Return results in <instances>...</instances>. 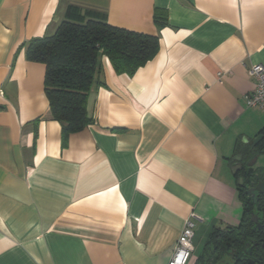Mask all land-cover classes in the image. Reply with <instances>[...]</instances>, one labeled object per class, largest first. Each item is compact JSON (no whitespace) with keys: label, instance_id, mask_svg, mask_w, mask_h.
I'll return each mask as SVG.
<instances>
[{"label":"crops","instance_id":"obj_1","mask_svg":"<svg viewBox=\"0 0 264 264\" xmlns=\"http://www.w3.org/2000/svg\"><path fill=\"white\" fill-rule=\"evenodd\" d=\"M69 15L160 45L132 74L102 56L92 122L64 136L27 48ZM256 63L264 0H0V264H168L193 213L187 264L210 262L211 232L243 214L233 159L253 161L264 129Z\"/></svg>","mask_w":264,"mask_h":264},{"label":"trees","instance_id":"obj_2","mask_svg":"<svg viewBox=\"0 0 264 264\" xmlns=\"http://www.w3.org/2000/svg\"><path fill=\"white\" fill-rule=\"evenodd\" d=\"M71 15L54 33L32 38L27 48L29 61L45 65V93L52 116L61 123L64 136L78 132L92 122L87 109L88 98L91 90L103 83L98 77L102 56L109 58L117 72L132 74L157 54L160 45L156 34L100 19H86L81 15L73 19ZM155 22L159 28L167 23L161 11L155 13ZM259 152H264V138L255 147V153ZM261 172L262 169L244 167L238 173V177L244 179V185L238 186L242 217L237 226L216 228L211 232L209 242H213L215 251L207 264H216L226 256L232 258V264H264V259L258 262L257 258L264 256L261 244L264 241V212L260 213L264 210V194H259L255 200L248 193L253 181L264 179ZM253 213L259 216V223L252 220ZM247 243L248 252L241 256ZM228 245L239 250V254L228 253Z\"/></svg>","mask_w":264,"mask_h":264},{"label":"built area","instance_id":"obj_3","mask_svg":"<svg viewBox=\"0 0 264 264\" xmlns=\"http://www.w3.org/2000/svg\"><path fill=\"white\" fill-rule=\"evenodd\" d=\"M249 75L255 79L256 86L247 96V106L264 111V65L253 64L249 69ZM195 219L196 214L193 213L186 220L168 264H187L190 261L195 250Z\"/></svg>","mask_w":264,"mask_h":264},{"label":"water","instance_id":"obj_4","mask_svg":"<svg viewBox=\"0 0 264 264\" xmlns=\"http://www.w3.org/2000/svg\"><path fill=\"white\" fill-rule=\"evenodd\" d=\"M264 138V133L259 134L253 141V147H256L257 144ZM258 154L256 153L254 160L253 161H249V162H244L243 159V155L242 153H239L238 155H236L233 159L234 163L231 167L232 173L234 175H237L239 173V171L243 170L244 167H253L257 158H258ZM238 184L239 186L244 185V179L242 176L238 177ZM248 193L253 197L257 198V196L259 194H264V179L259 180L257 183H255L254 181L251 183L250 187L248 188ZM252 220L259 223V216L257 214H252ZM248 246L249 244L247 243L246 246L243 248V251L241 253V256L244 255L245 253L248 252ZM263 246H264V242H263ZM228 253H230L231 255H238L239 254V250L237 249H231L228 245V249H227Z\"/></svg>","mask_w":264,"mask_h":264},{"label":"flooded vegetation","instance_id":"obj_5","mask_svg":"<svg viewBox=\"0 0 264 264\" xmlns=\"http://www.w3.org/2000/svg\"><path fill=\"white\" fill-rule=\"evenodd\" d=\"M241 171H242V170H241ZM241 171H239V173H240ZM256 183H257V182H256ZM263 212H264V210H261V211H260V213H263ZM257 226L260 227V224H258ZM263 242H264V241H263ZM263 242H261V244H262V247L264 248V246H263ZM256 254L258 255V253H256ZM257 258H258V262H259V261H262V260L264 259V256H263V255H261V256L259 255V257L257 256Z\"/></svg>","mask_w":264,"mask_h":264},{"label":"rangeland","instance_id":"obj_6","mask_svg":"<svg viewBox=\"0 0 264 264\" xmlns=\"http://www.w3.org/2000/svg\"><path fill=\"white\" fill-rule=\"evenodd\" d=\"M262 162H263V159L261 158L260 161H259V163H256V165H259V164H261ZM256 165L254 166L255 169H261L260 167H258V166H256ZM261 173H264V171L262 170ZM228 257L230 258V256H226L225 259L227 260ZM225 262H227V261L224 260L223 263H225Z\"/></svg>","mask_w":264,"mask_h":264}]
</instances>
